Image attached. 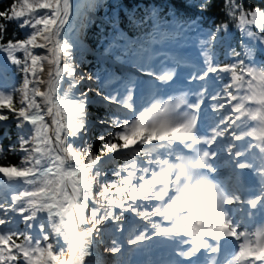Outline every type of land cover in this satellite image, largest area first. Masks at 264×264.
<instances>
[{"label":"snow or ice","instance_id":"snow-or-ice-1","mask_svg":"<svg viewBox=\"0 0 264 264\" xmlns=\"http://www.w3.org/2000/svg\"><path fill=\"white\" fill-rule=\"evenodd\" d=\"M161 4L11 0L0 10V54L19 77L0 85V127L16 130L0 136V180L23 185L0 197V264H87L94 246L115 255L122 246L105 244V226L123 233L129 217L179 240L172 264H264V223L250 226L264 195H226L216 178L221 157L237 171L252 167L240 158L253 147L264 157V4L223 0L212 25L214 0ZM112 156L125 163L109 172ZM257 174L264 186V166ZM245 203L247 222L232 211ZM145 239L141 230L126 243Z\"/></svg>","mask_w":264,"mask_h":264},{"label":"trees","instance_id":"trees-1","mask_svg":"<svg viewBox=\"0 0 264 264\" xmlns=\"http://www.w3.org/2000/svg\"><path fill=\"white\" fill-rule=\"evenodd\" d=\"M162 1L163 0H158V2H162ZM10 2H11V0H4L3 3H0V10H2L6 6V4L10 3ZM181 2H182V0H181ZM251 2L252 3H262V4H264V0H251ZM222 4H223V0H214V7H213V9L211 10V12L208 15L211 19H213V23L214 22H218L223 16V14L220 11V7L222 6ZM77 26H79V22H77ZM13 30H15V25L11 24L9 26V29H8L9 36L11 35ZM22 35H23V32L22 31H18V36H22ZM18 78L19 77H18V74H17V80H18ZM90 112H92L93 114L95 113V115L99 114L96 108L90 109ZM8 124L10 126H8V127L7 126L0 127V136H2L5 133L10 134V135H14L15 134L16 130H15L14 125H11V121H9ZM100 130L101 129L99 127H97L96 129H93V133H94L93 136H92L93 141H95V134L98 133ZM4 141H7V140H4ZM98 147H99L98 144H95V143L93 144V150L94 151ZM8 160L10 162H12L13 164H15V163L18 162V155L9 154L8 155ZM123 162H125L124 159L117 158V157H114L111 160H106L105 159L102 162L101 167H104L105 169L109 170V172H110L111 170H114L118 166L122 165ZM106 232H113V229L112 228H107V226H105V232L103 233L104 240H106V238H105L107 236Z\"/></svg>","mask_w":264,"mask_h":264},{"label":"bare ground","instance_id":"bare-ground-1","mask_svg":"<svg viewBox=\"0 0 264 264\" xmlns=\"http://www.w3.org/2000/svg\"><path fill=\"white\" fill-rule=\"evenodd\" d=\"M48 65L45 63V68H47ZM93 254L89 257H86L87 264H106L107 261V254L100 256L98 251L96 250V247L94 246L92 249Z\"/></svg>","mask_w":264,"mask_h":264},{"label":"rangeland","instance_id":"rangeland-1","mask_svg":"<svg viewBox=\"0 0 264 264\" xmlns=\"http://www.w3.org/2000/svg\"><path fill=\"white\" fill-rule=\"evenodd\" d=\"M6 78H2L1 74H0V81L2 80V82H4ZM6 81V80H5ZM8 83H3L5 85H11V84H15L16 81H12V79L8 78L7 79ZM253 107H256L255 105H252ZM93 116H95V113L93 114ZM257 124V122H255ZM107 234H109L110 232H106ZM106 243V242H105ZM103 246H99V247H96V250L98 251V253L100 254V256H103L105 255L104 253V250L102 248ZM107 256V259H108V254L106 255ZM106 264H110L109 260L106 261Z\"/></svg>","mask_w":264,"mask_h":264}]
</instances>
